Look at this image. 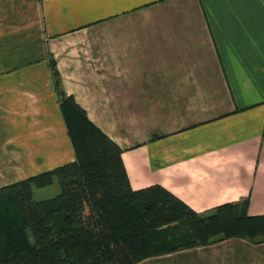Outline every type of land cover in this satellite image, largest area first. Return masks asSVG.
Masks as SVG:
<instances>
[{"label": "crops", "instance_id": "obj_1", "mask_svg": "<svg viewBox=\"0 0 264 264\" xmlns=\"http://www.w3.org/2000/svg\"><path fill=\"white\" fill-rule=\"evenodd\" d=\"M51 58L132 189L264 214V0H0V187L74 159ZM134 264H264V241Z\"/></svg>", "mask_w": 264, "mask_h": 264}, {"label": "trees", "instance_id": "obj_2", "mask_svg": "<svg viewBox=\"0 0 264 264\" xmlns=\"http://www.w3.org/2000/svg\"><path fill=\"white\" fill-rule=\"evenodd\" d=\"M49 65L74 159L0 187V264H134L231 237L264 241V214H247V199L201 213L159 184L132 189L122 149ZM54 182L55 195L34 198Z\"/></svg>", "mask_w": 264, "mask_h": 264}, {"label": "rangeland", "instance_id": "obj_3", "mask_svg": "<svg viewBox=\"0 0 264 264\" xmlns=\"http://www.w3.org/2000/svg\"><path fill=\"white\" fill-rule=\"evenodd\" d=\"M57 184L54 182L52 185L42 187V188H34V198L37 200H41L47 197H51L58 192Z\"/></svg>", "mask_w": 264, "mask_h": 264}]
</instances>
